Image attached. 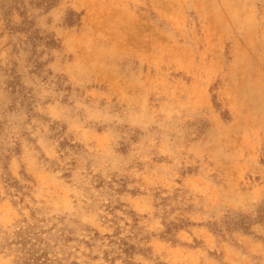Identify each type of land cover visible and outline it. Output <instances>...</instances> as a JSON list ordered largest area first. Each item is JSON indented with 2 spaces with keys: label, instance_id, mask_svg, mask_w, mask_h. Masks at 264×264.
Returning <instances> with one entry per match:
<instances>
[{
  "label": "rangeland",
  "instance_id": "rangeland-1",
  "mask_svg": "<svg viewBox=\"0 0 264 264\" xmlns=\"http://www.w3.org/2000/svg\"><path fill=\"white\" fill-rule=\"evenodd\" d=\"M0 264H264V0H0Z\"/></svg>",
  "mask_w": 264,
  "mask_h": 264
}]
</instances>
